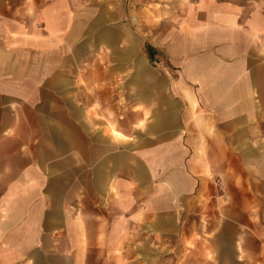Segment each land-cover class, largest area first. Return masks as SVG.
<instances>
[{"label": "crops", "instance_id": "0c3cea01", "mask_svg": "<svg viewBox=\"0 0 264 264\" xmlns=\"http://www.w3.org/2000/svg\"><path fill=\"white\" fill-rule=\"evenodd\" d=\"M121 2L0 0V264L188 263L207 209L215 261L264 264L261 5L199 0L141 45L111 33ZM88 36L111 61L88 59L83 90L72 50ZM111 98L134 121L117 140Z\"/></svg>", "mask_w": 264, "mask_h": 264}, {"label": "rangeland", "instance_id": "374dc122", "mask_svg": "<svg viewBox=\"0 0 264 264\" xmlns=\"http://www.w3.org/2000/svg\"><path fill=\"white\" fill-rule=\"evenodd\" d=\"M198 2L199 0H174V2H170V0H123V2L118 4H110L109 10L111 14V33H113L114 28L118 29V27H120L126 32L124 34L123 41H135L137 43H141L142 45L143 43H145V36L147 35V31L144 30L146 26L155 25L162 22L171 13L174 16H178L177 14H184L185 11L190 10L192 6H196ZM255 2L260 4L261 8L264 11V0H255ZM243 3L245 4V0ZM122 15H124L125 17H123ZM175 20L176 18L170 19V21L172 22H175ZM116 32L117 30H115V35L111 34V38L115 41H118V34H116ZM84 39L85 38L82 37L78 39L76 45L74 44L72 50V55L75 53L77 55L76 61L78 64L79 85L83 90H85L86 87L83 75H86V63L88 59L90 62L94 61V63L97 62V59L111 61V58H107V56L105 55L106 53L109 56V54H111L110 51L103 53V51H92L90 48L89 50H87V39L89 45L92 41V38L88 36L85 40ZM102 55H104V57ZM108 70L109 73L112 74V68L109 67ZM108 101L111 108L108 111V115H106V119H108L107 121L105 120L107 122L106 133L111 136L112 140H117V138L110 134L111 128L117 130L121 125L130 126L132 128V124L134 122L132 116L128 113L130 100L125 98H119V100L116 98H111ZM74 102L79 107L84 106V94H79L78 98L74 99ZM94 106H96V104ZM144 111L145 112L142 116V120L137 121V126L139 127L144 126V123L147 121V117H149V113L147 112V110L144 109ZM90 112L91 113L88 116L89 122H92L93 118L99 121L102 120V115L98 114L97 109L90 108ZM78 123H83L82 128H84L86 123V115H80L79 113ZM82 134L84 137V132H82ZM128 139L129 138L127 137L122 140ZM84 199L85 195H78V200ZM201 218L202 223L205 224V229H201V231L199 232L198 228H193L191 240L186 243V245L189 247V262L187 263V259H184L183 262L184 264H219V260L215 261L214 258V243L212 240L214 237V231L211 224L213 220L212 212L207 209L206 213L201 215ZM257 261L260 262V260ZM221 262V264H256V260L251 259H223Z\"/></svg>", "mask_w": 264, "mask_h": 264}, {"label": "bare ground", "instance_id": "6f19581e", "mask_svg": "<svg viewBox=\"0 0 264 264\" xmlns=\"http://www.w3.org/2000/svg\"><path fill=\"white\" fill-rule=\"evenodd\" d=\"M113 133H114V134H118V132H117L116 130H113Z\"/></svg>", "mask_w": 264, "mask_h": 264}]
</instances>
